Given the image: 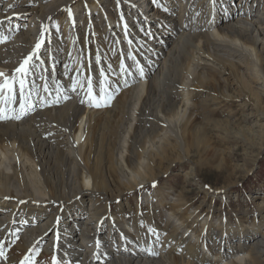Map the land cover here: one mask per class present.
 <instances>
[{
	"label": "bare ground",
	"instance_id": "1",
	"mask_svg": "<svg viewBox=\"0 0 264 264\" xmlns=\"http://www.w3.org/2000/svg\"><path fill=\"white\" fill-rule=\"evenodd\" d=\"M148 1L0 0V71L13 75L48 28L31 107L18 84L0 99V264H264V226L217 223L162 183L190 160L196 109L235 100L231 77L264 102V28L225 0Z\"/></svg>",
	"mask_w": 264,
	"mask_h": 264
},
{
	"label": "rangeland",
	"instance_id": "2",
	"mask_svg": "<svg viewBox=\"0 0 264 264\" xmlns=\"http://www.w3.org/2000/svg\"><path fill=\"white\" fill-rule=\"evenodd\" d=\"M120 1L129 2L131 5L139 4L144 10L150 5L148 0ZM225 2L231 11L242 9L243 12H250L251 22L255 21L258 26L264 28L263 0ZM220 9L219 13H222V8ZM185 14L186 17L188 13ZM30 16L31 14L27 13L20 22H29ZM149 30L154 31V28ZM167 32L168 36L169 32L174 33L170 28H167ZM238 58L243 59V55L239 54ZM231 78L234 84L231 92L235 100L225 106L212 104L196 109L194 122L198 124L200 131L197 136L190 135L187 138L186 146L190 149L188 156L190 160L183 158L184 155L173 159L175 167L172 171H167L162 183L177 190L186 187L189 202L195 207L209 208L215 219L225 218L234 226H237L238 222L250 226L257 222L263 227L264 121L257 118L262 117L259 110L264 111V102L256 105V97L248 93L249 90L235 79L237 78L235 75ZM239 99H244L246 103L239 105L241 103ZM171 160L172 157L165 159L163 166L165 170ZM129 194L131 198L134 197L132 192ZM215 219L214 221L219 223L220 220ZM4 239L1 242L2 246L5 244ZM38 257L35 254L32 260ZM19 258H23V254ZM40 258L39 264H54V260H58L60 264H75V261L63 256L56 259L54 255L47 254Z\"/></svg>",
	"mask_w": 264,
	"mask_h": 264
},
{
	"label": "snow or ice",
	"instance_id": "3",
	"mask_svg": "<svg viewBox=\"0 0 264 264\" xmlns=\"http://www.w3.org/2000/svg\"><path fill=\"white\" fill-rule=\"evenodd\" d=\"M213 2H215V0H213ZM9 7H12V5H9ZM68 11H69V15L71 16V9H69ZM57 28H59V25H57ZM47 32H48V28L47 26H44L40 38L36 42L34 48L27 55L24 56L19 66L14 69L13 75L9 76L6 73L0 71V78L3 79V82H0V94H6V95H0V99H14L16 86L18 84L20 94L25 97L26 101H28V97L25 96L26 78L29 76L32 69L38 66L35 63V60L39 58L40 50L46 42L44 34ZM7 39L8 37L5 36L2 32H0V43L5 42ZM129 43H131V41H129ZM121 67L123 71L125 72L127 71L126 67H124L123 65ZM137 67L140 75L143 76L144 75L143 67L140 66L139 64H137ZM124 83L125 85H127V80H125ZM88 96H89V100L93 103V106L95 107L102 106L101 103L98 102V98L93 94V90L91 88V81H89ZM112 98L113 95L109 93L107 99L110 100ZM55 102L59 103V100L57 99ZM28 105L29 107H31L30 101H28ZM21 110L25 111V105L23 103L21 104ZM8 118L9 117L6 115V110L4 108H0V120H5ZM15 118L20 119V116L17 115ZM153 186H155V184H153ZM4 255H5L4 252L0 250V256H4ZM153 255H158V253H153ZM21 264H31L30 258L26 257L23 261H21ZM54 264H60V262L58 260H54Z\"/></svg>",
	"mask_w": 264,
	"mask_h": 264
}]
</instances>
